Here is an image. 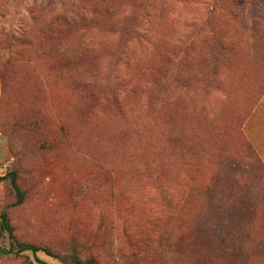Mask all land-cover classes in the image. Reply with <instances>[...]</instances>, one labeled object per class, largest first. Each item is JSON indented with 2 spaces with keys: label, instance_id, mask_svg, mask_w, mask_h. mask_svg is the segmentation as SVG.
<instances>
[{
  "label": "rangeland",
  "instance_id": "rangeland-1",
  "mask_svg": "<svg viewBox=\"0 0 264 264\" xmlns=\"http://www.w3.org/2000/svg\"><path fill=\"white\" fill-rule=\"evenodd\" d=\"M263 87L264 0H0V213L42 264H264Z\"/></svg>",
  "mask_w": 264,
  "mask_h": 264
},
{
  "label": "trees",
  "instance_id": "trees-1",
  "mask_svg": "<svg viewBox=\"0 0 264 264\" xmlns=\"http://www.w3.org/2000/svg\"><path fill=\"white\" fill-rule=\"evenodd\" d=\"M263 91H264V87H263ZM263 91L256 96L253 103H251L250 97L247 96V98H246L247 99L246 112H245V114L242 113L241 117H240V122H241L240 129H241V134H242L243 141H244V145H243L244 150L241 151V155H240L239 159H236L235 161L229 162L230 164L233 165V167L232 166L231 167L235 168L236 173L242 174L240 169L245 168L246 162L249 165V163H248L249 161H252L255 163H258L261 161L259 159L257 153L254 151V149L250 145L249 141L244 136V134L242 132V125H243L244 121L246 120V118L250 115V113H251L252 109L255 107L257 101L260 99ZM227 158L228 157H226L225 159H227ZM226 161L227 160H224L223 162H226ZM4 179L9 180V183H10L12 189L14 190V197L16 200L13 203V205H15V206L21 205L24 201V195H23V192L20 190V188L16 182V173L13 171H10L5 176L0 177V180H4ZM0 234L6 235L8 241H9V246L7 249L0 248V254L20 255L22 253L29 252L35 257V260L39 264H42V262H40L36 258V254L38 252H42L47 256L54 257L52 252L46 248H42V247H39V246H36L33 244H29V243L17 242L13 236V228H12L10 221L8 219V216L5 212L0 213Z\"/></svg>",
  "mask_w": 264,
  "mask_h": 264
},
{
  "label": "crops",
  "instance_id": "crops-1",
  "mask_svg": "<svg viewBox=\"0 0 264 264\" xmlns=\"http://www.w3.org/2000/svg\"><path fill=\"white\" fill-rule=\"evenodd\" d=\"M242 132L264 163V91L242 125Z\"/></svg>",
  "mask_w": 264,
  "mask_h": 264
}]
</instances>
